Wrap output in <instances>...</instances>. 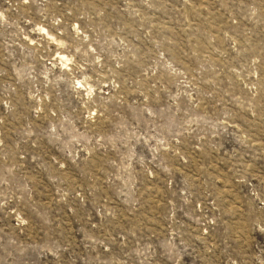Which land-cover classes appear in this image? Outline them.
Masks as SVG:
<instances>
[{
  "label": "rangeland",
  "instance_id": "1",
  "mask_svg": "<svg viewBox=\"0 0 264 264\" xmlns=\"http://www.w3.org/2000/svg\"><path fill=\"white\" fill-rule=\"evenodd\" d=\"M0 264H264V0H0Z\"/></svg>",
  "mask_w": 264,
  "mask_h": 264
}]
</instances>
